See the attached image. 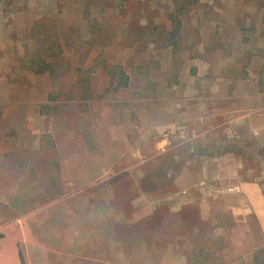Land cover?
<instances>
[{"label":"rangeland","instance_id":"1","mask_svg":"<svg viewBox=\"0 0 264 264\" xmlns=\"http://www.w3.org/2000/svg\"><path fill=\"white\" fill-rule=\"evenodd\" d=\"M251 113L264 0H0V209L49 245L60 223L77 264H264Z\"/></svg>","mask_w":264,"mask_h":264},{"label":"crops","instance_id":"2","mask_svg":"<svg viewBox=\"0 0 264 264\" xmlns=\"http://www.w3.org/2000/svg\"><path fill=\"white\" fill-rule=\"evenodd\" d=\"M231 131L240 139L256 138L264 143V114H245L232 122ZM255 183L244 182L239 186L249 207L260 220L264 229V193L259 192ZM188 187H178L177 192H170V201H176L181 197L183 206L193 202L186 194ZM147 194L137 200V205L142 207L141 213L135 215V219L151 215L161 200L149 199ZM185 201V202H184ZM140 203V204H138ZM136 205V204H135ZM181 205V206H182ZM9 212L0 209V264H77L78 254L70 242H62V227L58 223L54 226V243L47 244L40 237H35L32 231L31 218L34 213L24 215L22 218L9 219ZM40 210L37 211L39 215ZM60 213H58V218ZM39 227L44 221L38 219ZM73 248V252L71 251ZM24 256V261L22 259ZM74 261V263H73Z\"/></svg>","mask_w":264,"mask_h":264},{"label":"trees","instance_id":"3","mask_svg":"<svg viewBox=\"0 0 264 264\" xmlns=\"http://www.w3.org/2000/svg\"><path fill=\"white\" fill-rule=\"evenodd\" d=\"M127 86H128V78H127V77H124V78H121V82H120V84H119L115 89L118 90V89L126 88ZM235 144H238V141H236ZM257 151H258V154H259V155H262V153H264V149H260V148H258ZM227 153H233V154H235V150H234V149L228 150ZM157 174H158V173H156L155 176H157ZM147 180H149L148 177H145V178L142 180V182H141V186H143V188H144V187H147ZM155 189H157V186H156V185H152L151 187H147V188H145V191L150 192V191L155 190ZM22 259H23V261H24V256H23V254H22Z\"/></svg>","mask_w":264,"mask_h":264}]
</instances>
